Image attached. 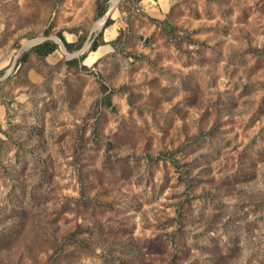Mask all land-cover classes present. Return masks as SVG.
I'll list each match as a JSON object with an SVG mask.
<instances>
[{"label": "rangeland", "instance_id": "1", "mask_svg": "<svg viewBox=\"0 0 264 264\" xmlns=\"http://www.w3.org/2000/svg\"><path fill=\"white\" fill-rule=\"evenodd\" d=\"M113 2L0 0V264H264V0Z\"/></svg>", "mask_w": 264, "mask_h": 264}, {"label": "bare ground", "instance_id": "2", "mask_svg": "<svg viewBox=\"0 0 264 264\" xmlns=\"http://www.w3.org/2000/svg\"><path fill=\"white\" fill-rule=\"evenodd\" d=\"M119 1H120V0H114L111 9H113V10L115 11V10H116V6H117V4H118ZM155 15H156V14H155ZM159 16H160V15H159ZM105 21H106V19H105V17H103V18L99 21L98 25L101 27V26L105 23ZM111 30H112V32L114 31L113 28H111ZM113 37H114V36H113ZM54 39L56 40L57 38H54ZM38 41H40V40H35L34 43H36V42H38ZM62 49H63V48H62ZM63 50H64V49H63ZM64 51H65V50H64ZM97 55H98V53L93 52V53L90 55V57L86 60V63H88V64H92V63H94L95 58H96ZM1 114H2V113H1Z\"/></svg>", "mask_w": 264, "mask_h": 264}, {"label": "trees", "instance_id": "3", "mask_svg": "<svg viewBox=\"0 0 264 264\" xmlns=\"http://www.w3.org/2000/svg\"><path fill=\"white\" fill-rule=\"evenodd\" d=\"M60 38L64 42L65 46L68 49H71V45L69 43H67L62 36H60ZM39 48H40V50H42V53L44 55H48V54L52 53L56 49V46L53 45V44H50V43H46L44 45H40ZM93 48H95V46Z\"/></svg>", "mask_w": 264, "mask_h": 264}, {"label": "water", "instance_id": "4", "mask_svg": "<svg viewBox=\"0 0 264 264\" xmlns=\"http://www.w3.org/2000/svg\"><path fill=\"white\" fill-rule=\"evenodd\" d=\"M108 16H109V15H106V16H105V19H107ZM101 28H103V26H102ZM101 28H100V29H101ZM56 41H57L58 43H60L61 47L66 51V47H65L64 43H63L59 38H57ZM38 43H39V42H38ZM36 44H37V43H36ZM34 45H35V44H34ZM85 50H86V47H85L80 53H82V52L85 51ZM78 54H79V53H78Z\"/></svg>", "mask_w": 264, "mask_h": 264}, {"label": "crops", "instance_id": "5", "mask_svg": "<svg viewBox=\"0 0 264 264\" xmlns=\"http://www.w3.org/2000/svg\"><path fill=\"white\" fill-rule=\"evenodd\" d=\"M163 2H164V4H166L167 5V3H166V0H162ZM159 14H160V17H163V14L159 11ZM107 15H109V14H107ZM103 27H104V25H103ZM86 47V46H85ZM2 108H0V115L2 116L3 115V112H2ZM2 113V114H1Z\"/></svg>", "mask_w": 264, "mask_h": 264}]
</instances>
